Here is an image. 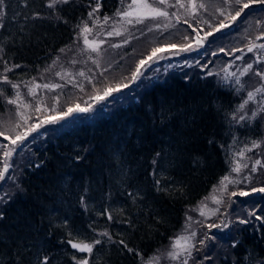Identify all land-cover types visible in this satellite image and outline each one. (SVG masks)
Wrapping results in <instances>:
<instances>
[{"label":"trees","instance_id":"1","mask_svg":"<svg viewBox=\"0 0 264 264\" xmlns=\"http://www.w3.org/2000/svg\"><path fill=\"white\" fill-rule=\"evenodd\" d=\"M97 2L100 8L95 13L100 17L114 14L121 5V0H70L54 10L47 7L48 0H5L0 73L5 63L18 64L21 67L7 73L10 80L35 79L60 49L74 42L77 26L89 19ZM229 2L230 12L211 16L213 24L201 26L212 33L198 62L207 69L196 63L175 68L159 80L148 79L142 88L141 83L130 87L103 112L69 119L33 146L31 153L12 162L14 177L6 189L15 195L0 206V264H39L44 255L52 264H76L73 256L86 258L89 264H145L179 232L185 211L229 174L236 154L251 147L253 140H261L260 115L240 124L231 118L243 91L237 93L214 70L208 74L214 67V48L243 47L239 38L247 31L254 35L251 27L264 17V5L254 3L232 20L240 5ZM35 13L40 18H33ZM206 18L210 15L201 19ZM249 21L253 25L245 28ZM156 43L161 45L164 39ZM0 90L14 95L10 85L0 84ZM6 108L0 96V116ZM259 169L248 180L257 189L264 187V168ZM157 179L169 191L158 192ZM129 192L139 193L135 201ZM244 201L245 210L250 207L249 212L256 210L264 217V192ZM249 212L243 213L249 222L223 238L225 244L213 264L264 262V222ZM105 231L111 239L101 235ZM69 232L77 241L101 243L91 253H81L66 243ZM120 240L133 251H127Z\"/></svg>","mask_w":264,"mask_h":264},{"label":"rangeland","instance_id":"2","mask_svg":"<svg viewBox=\"0 0 264 264\" xmlns=\"http://www.w3.org/2000/svg\"><path fill=\"white\" fill-rule=\"evenodd\" d=\"M149 2L153 3L154 0H149ZM129 3H131V0H121V5L118 10H125ZM182 3L185 5L183 8L177 4L176 0H168L167 4L156 3L155 6L160 7L169 13L168 17L145 19L143 23L139 24L135 23V15L132 17L121 18L116 15V11L112 15L100 17L94 12L92 17H89L84 24H87L92 28V31L87 33L90 41L96 40L97 43L104 41V43L100 44L99 55L90 51H84L86 46L84 45L83 36L79 35V30L74 42L64 48V53L59 52V54L53 59L55 60L57 57H60L59 61L49 71H45L48 67L47 66L35 78L36 84L57 83L64 85V87L56 88L51 91L44 88L34 89L36 95L31 96L28 94V87L25 86V83H20L19 91L21 96L24 102L31 105L28 108L20 109L24 117L27 118L28 124H25L23 119L16 114V107L14 105L7 104L6 111L0 116V127H3L0 132H4L6 135L13 137L17 132L26 131L27 127L31 124L39 123L46 117L52 118L61 114L62 111H67L69 105L75 106L78 104L80 107L90 105L92 108L90 112L76 116L90 118L96 113L103 112L105 108L117 102V100H119L118 98L121 97V93L128 90L130 87H135L141 83L139 88H142L146 85L145 82H147L148 79L156 81L161 79L165 73L175 68L182 67L187 69L195 66L196 63V66L201 69H207V67L198 63L199 57L202 58V56H204L203 49L206 43L204 42L203 46L197 48L195 43L197 36H205L206 32L201 29V26L203 27L206 23L212 25L213 19L211 16H218L224 14L223 12H230L229 4L231 3L228 2L225 6H222V0H196L197 7L195 11L188 6V0H182ZM200 4H204L205 7H199ZM209 15L210 19L206 18L205 21L201 19L208 17ZM105 17L109 18L106 23L104 21ZM177 17L179 19H177ZM128 19H132L133 23H127ZM185 21H187V23ZM254 21L246 22L244 27L250 28ZM255 24V26L251 27V29L254 30V35H252L250 31H247L239 38L238 42L242 39L244 40L243 47L231 48L224 52H221V48L219 47L214 48V53H216V55H214V67L211 68L209 73H213L212 70H214V73L220 77L222 82L236 88L239 87V85L235 84L236 77H228L227 73H236V76H239V73L245 67L246 62L254 63V61L264 57V49H254L253 52L247 51V46L253 41L256 44H264V37L257 39V36H261V34L264 33V17L258 20L257 23L255 22ZM189 25H192V27H189ZM193 29H195V31H193ZM114 30L119 31L120 35H107L108 32H113ZM183 31L185 33H180ZM177 33H179V35H177ZM184 37H188V39H184ZM161 39H164L163 44L160 45V43H156ZM171 39H175V42L170 41ZM125 40L128 42L125 43ZM218 40L220 39H217L215 42ZM205 41H207V39ZM113 45H117V47H113ZM172 45H175L176 47L173 48ZM182 45H191L192 50L181 52L179 51V48ZM153 48L162 49L160 53L162 58L149 63L142 69L141 77L137 81L131 82V73L135 70L137 63L142 59H146L151 54ZM237 49L240 51H236ZM223 54L226 58L224 61ZM237 56H240L241 59H236ZM89 57H91V59ZM204 59H207V55ZM53 60L49 65L53 63ZM72 60H75L76 63H70ZM93 60L98 61L99 66L93 63ZM257 68H264V60H262L260 64L254 63V69ZM63 70H67L71 75L62 80L60 77L56 76L55 73ZM81 71L84 72V76L77 75V73ZM240 79L244 84L242 90L244 93L243 100L247 98L248 91L254 90L255 87L264 86V81H261L259 77L253 75L252 72H249L246 76L240 77ZM68 80H71L72 82L66 83ZM31 81H33V79L25 82ZM151 81L148 82L152 83ZM125 83H128L129 87L123 88L121 92L113 93L112 96L105 100L97 101L94 99L96 95H103V92L107 87L122 86ZM150 83H148V85ZM81 88L83 90H81ZM261 100H264V93L257 94L255 102H249L244 112H241V115L246 113L250 116L251 111L259 107V101ZM38 103L40 105V111L35 110ZM53 108L55 111H52ZM259 115L264 124V113H260ZM72 116L67 117L58 124L43 125V127L38 128L36 132H33L21 145H10L8 140H5L3 136H0V168L3 167L4 160L3 152L5 149L3 148V145L9 144L10 147H16V151L9 160L12 167L9 169L8 173H6L5 180L0 181V186H2L3 192H8L6 189L9 187L7 183L14 177L15 167L12 162L16 161L15 159L21 157L23 154L31 153L33 146L37 145V143L44 139L49 138L51 131H57L58 128L65 126V124L68 123V120L73 118ZM17 123L20 125L18 128L16 127ZM51 128L53 129L51 130ZM259 142H262L260 148L253 149L251 152L246 151L244 158H241L236 154L232 162V167L234 166L235 161H240L242 164H248V168L243 169L240 174L232 173L230 169L228 175L239 180L240 183L229 184L227 192H220V184H217L202 200L199 201V203L185 211L182 228L172 237L174 238L177 235L187 234V232L184 231L186 214L192 216L195 221H203V225L213 222L229 223V228L227 229L220 228L211 230L198 223L192 225V228L198 233L197 240L201 238L205 232H208L209 235L215 237L214 240L208 241V246L206 248H202L199 244H196V247L201 248V250L199 252L194 251L193 256L201 260L202 264L214 263L216 255L219 253V249L225 244L223 238H226L225 236L228 234V231H235L239 226L237 218H244L245 215L243 213L249 212L250 207L245 210L247 201L244 200L252 197L255 193H258V191H252L254 187H251V181L243 182V177L250 176L251 180H253L254 177L252 176L260 173L259 165L257 166V171L255 173H252L250 169L255 159H260L262 163L264 160V126L263 136ZM255 150H257V153L252 155ZM241 191L247 192L248 195H236L229 198V193H239ZM213 195L220 198L222 203L219 205L213 204L211 201V196ZM201 201H204L209 208H218L219 211L217 214L215 216L209 215L208 219L201 217L198 211L194 210ZM205 211L206 214H208L207 209H205ZM252 212L255 213L256 210ZM191 230L192 229H188V231ZM172 238L166 246L151 255L145 264H179V261H171L167 258V252L170 250ZM205 255L210 256L211 259L203 260ZM189 264H193V261L190 260Z\"/></svg>","mask_w":264,"mask_h":264},{"label":"snow or ice","instance_id":"3","mask_svg":"<svg viewBox=\"0 0 264 264\" xmlns=\"http://www.w3.org/2000/svg\"><path fill=\"white\" fill-rule=\"evenodd\" d=\"M70 0H48L47 7L54 9L56 8V5L58 4H68ZM168 0H154L153 3H150L149 0H131V3L127 5V8L125 10H118L116 15L120 16L121 18H127V17H132L133 15L136 16L135 23H143L145 19H157L159 17H168L169 13L164 11L162 8L155 6L156 3L159 4H167ZM177 4L180 5V7H185L184 3H182V0H176ZM225 3H228L229 0H224ZM235 3L237 5H240L239 9L235 12L234 15L230 17L232 20H236L238 17L241 16V14L245 11V9H248L252 4L254 3H261L264 4V0H235ZM4 4L5 0H0V19L3 18L4 16ZM188 6L195 11L197 5H196V0H188ZM199 7L203 8L205 7L204 4H200ZM100 8L99 2H97L96 8L92 10V12L88 13L89 17H92L93 13L98 11ZM174 15V13H173ZM33 18H40L39 13H35L33 15ZM59 19V17H57ZM108 17L104 18L105 23L108 21ZM177 19H179L177 17ZM187 23V21H185ZM127 23L131 24L133 23L132 19H128ZM221 27H227V25L221 23ZM3 27V23H0V28ZM80 28V33L79 35L83 36V41L84 45L86 46L84 51H90L93 53H97L99 55V50H100V44L104 43V41H100L97 43L96 40H89L87 33H90L92 31V28H90L87 24H83V26H77ZM189 27H192V25H189ZM195 31V29H193ZM219 31V29H217ZM120 35L119 31L114 30L113 32H108L107 35ZM212 33L208 32L205 34V36L200 37L199 35L197 36L196 39V47L199 48L203 46L204 41L207 39L208 36H211ZM264 37V33L261 34V36H257V39H261ZM184 39H188V37H184ZM125 43L128 41L125 40ZM113 47H117V45H113ZM173 48H175V45H172ZM254 49L260 50L264 49V44H256L254 41L251 42L247 46V51L248 52H253ZM192 50L191 45H182L179 48V51L181 52H186ZM0 51H3L2 48H0ZM61 53L65 52V49L62 48L59 50ZM162 49L160 48H153L151 50V54L146 58L142 59L137 63L135 70L131 73V82L137 81L141 75H142V69L146 67L149 63L154 62L156 60L161 59V53ZM221 52H224L225 50L223 48L220 49ZM236 51H240L237 49ZM213 55H216V53H213ZM91 59V57H89ZM60 57H57L55 60H53V63L51 65H48V67L45 69V71H49L58 61ZM236 59H241L240 56H237ZM264 60V57L261 59H258L254 61L255 64H260ZM70 63L75 64L76 61L72 60ZM93 63L98 65V61L93 60ZM254 63H247L245 64V67L243 70L239 73V76H236V73H227L228 77H233L235 76V84L239 85V87L236 88V92L239 93L243 90L244 84L242 83L240 77L246 76L249 72H252L253 75L257 76L260 78L261 81H264V68H257L254 69ZM21 67L18 64H14L11 67L8 66L7 63H5L3 67L2 73H0V84H5V85H10L11 89L14 92V95H6L3 90H0V96H3L5 102L9 105H14L16 107V114L20 116L25 124H28V120L26 117H24L23 113L20 111L21 108H28L31 105L24 102L21 93L19 91L20 88V83L12 81L9 79L7 73L11 72L14 68H19ZM209 75H212V73H208ZM56 76L60 77L62 80L65 79V77H69L71 74L67 70L63 71H57L55 73ZM77 75L79 76H84V72H78ZM71 80L66 81V83H71ZM25 83V86L28 87V94L31 96H35L36 93L34 89H39V88H44L48 90H54L56 88H61L64 87V85L57 84V83H44V84H36L35 79L31 82H23ZM75 86V85H74ZM129 84L125 83L122 86H116V87H107L103 95H96L94 97L95 100L101 101L105 100L106 98L110 97L113 95V93H119L123 90V88H128ZM81 90H83L81 88ZM259 93H264V86L260 87H255L254 90L248 91L247 92V98L244 99L238 106L237 108L231 113V118L234 120L237 124H240L242 121L247 120H253L255 119L260 113H264V100L259 101V107L257 109H254L251 111V115L248 116L246 113L243 115L237 116V113L244 112L246 109V106L249 104V102H255L256 95ZM36 111H40V105L39 103L36 105L35 108ZM92 110L91 106H85V107H80L78 104L75 106L69 105L67 108V111H62L61 114L54 116L52 118H45L44 120L40 121L39 123L36 124H31L27 127L26 131L23 132H17L15 136L10 137L6 135L4 132H0V136H3L5 140L9 141L10 145L17 146L23 144L24 141L27 140V138L33 133L36 132L38 128L43 127L45 124H58L60 121L65 120L67 117L72 116L74 113H88ZM52 111H55L53 108ZM16 127H20L19 123L16 124ZM262 142H258L253 140L251 142V147H246L244 150H241L237 153V155L241 158L245 157V152H251L253 149L260 148ZM9 144L3 145V148L5 149L3 152V167L0 168V181L5 180L6 178V173H8L9 169L12 167V165L9 163L10 158L12 157L13 153L16 151V147H10ZM157 157L160 155V153L156 154ZM77 160H80L81 157L77 156ZM157 161L154 159L153 164H156ZM260 166L261 168H264V163L260 159H255L254 162L252 163L250 171L252 173H255L257 171V166ZM248 168V164L244 163L242 164L240 161H235L234 166L231 168L232 173L240 174L243 169ZM155 175V172L153 173ZM243 179L245 181H248L251 179L250 176H244ZM240 183L239 180L233 178L231 175H224L219 184V191L220 192H227L228 191V185L229 184H238ZM156 184V190L159 191H169L168 188L162 186L161 180L157 179L155 180ZM253 192L259 191V192H264V187L261 188H253ZM15 195V193H8V192H3L2 191V186H0V203H7L8 200L12 198V196ZM128 195L132 197L133 201H135L136 197L139 195V193H131L129 192ZM236 195H248L247 192L241 191L239 193L237 192H231L229 193V198L232 196ZM83 199V198H82ZM207 199V198H205ZM211 201L213 204L219 205L222 203V200L220 198H217L215 195L211 196ZM205 209H207V213ZM195 211H198L199 215L203 217L204 219H208L209 215L215 216L217 212L219 211L218 208H209L204 201H201L200 204L197 206ZM106 213H101V215H104ZM249 216H255V219L258 221L264 222V217H261L259 215H256L254 212H250L248 214ZM0 218H2V214H0ZM107 219L111 221L113 219L112 215L110 213H107ZM239 224H247L249 221L247 219L243 218H237ZM128 223V221H125ZM67 220L64 221V225H67ZM194 223H198L207 229H220L224 228L227 229L229 228V223L226 222H221V223H209L207 225H203V221H195L192 216L186 214V223L184 226V231L187 232L186 235L181 234L177 235L174 238H172L171 244H170V250L167 252V258L170 259L171 261H179V264H189V261L192 260L193 264H202V261L197 259L196 257L193 256V252H199L201 248H197L196 244H199L202 248H206L208 246V241H212L215 239L214 236H211L208 234V232H205L201 238L198 240L196 239L198 236L197 231L192 228V225ZM188 229H192L191 231H188ZM70 239L66 241L68 245L74 250H77L81 253H91L93 251L94 245L100 244V240H94L93 242H85L84 240H79L77 241L75 236L73 235L72 232L68 233ZM101 235L104 236H109V233L107 231L101 233ZM109 239L111 237L109 236ZM120 244L124 245V247L127 249V251L132 252L133 249L128 248L127 245L123 240L119 241ZM237 246V242L233 241L232 247L235 248ZM73 259L76 260V264H89L88 259H77L75 256H73ZM211 257L205 255L203 257V260H210ZM39 264H52V261L49 257V255H44L42 260L39 261ZM258 264H264V262H258Z\"/></svg>","mask_w":264,"mask_h":264},{"label":"water","instance_id":"4","mask_svg":"<svg viewBox=\"0 0 264 264\" xmlns=\"http://www.w3.org/2000/svg\"><path fill=\"white\" fill-rule=\"evenodd\" d=\"M78 114H80V113H74V116H76V115H78Z\"/></svg>","mask_w":264,"mask_h":264}]
</instances>
